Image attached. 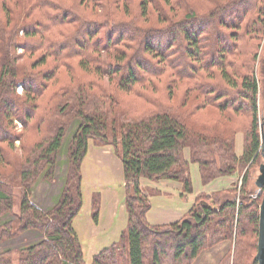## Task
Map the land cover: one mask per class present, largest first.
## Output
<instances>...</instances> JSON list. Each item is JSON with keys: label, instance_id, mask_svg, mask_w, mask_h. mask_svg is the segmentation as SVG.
I'll return each mask as SVG.
<instances>
[{"label": "trees", "instance_id": "obj_1", "mask_svg": "<svg viewBox=\"0 0 264 264\" xmlns=\"http://www.w3.org/2000/svg\"><path fill=\"white\" fill-rule=\"evenodd\" d=\"M153 1H140L143 17L148 15ZM210 1H214L215 7L208 14L189 12L177 26L170 25L167 30H151L128 22L112 27H116V34L124 31L125 39L141 40V48L133 51L135 53L122 54L116 58L115 65L109 63L103 71L102 65L95 70L111 79L114 76L118 89L132 95L121 96L126 107L119 113L112 109L113 118L105 107L101 84L97 83L94 91L96 81H91L88 89H81L80 94L65 83L71 80L70 66L76 52L86 49L80 41H84L85 36L92 41L94 33L97 36L94 21L87 23L85 18L82 21L83 13L64 7L60 2L34 1L41 12L24 25V48L35 51L41 47L43 52L30 64L33 71H27L18 79L15 66L17 36L11 29L10 38L6 39L10 20L6 14L4 24L0 17V166L12 165L11 160L16 158L15 143L20 140V157L23 159L20 161L24 164L21 175L25 181L20 229L33 228L44 235L39 241L23 247L19 264H86L74 220L83 206L81 164L90 139H95L98 144H111L119 152L128 211V224L119 240L95 253L91 264H120V256L124 260V255L119 254L124 252L128 254L130 264H184L194 260L209 243L221 238L235 240V249L233 257L225 255L218 264H250L244 235L247 230L256 232L258 249L260 203L257 200L245 194L241 202L237 198H228L219 207L202 200L182 220L152 225L146 217L150 201L143 193L140 181L143 177L176 179L191 192L190 161L184 157L185 148L190 149L191 161L200 164L204 183L230 173L238 161L233 151V137H226L224 130L209 132L220 124L228 127L230 111L237 113L244 109L251 113L249 142L241 162L247 163L257 154L260 143L257 134L258 80L253 71L240 75L233 69V59L235 62L241 53L238 42L240 19L257 0H232L226 5L218 0ZM52 9L57 12L52 13ZM80 19L78 28L70 31L69 22ZM231 19H234L233 23ZM263 23L264 17H260L250 25L258 28ZM94 43L89 42V45ZM145 54H151V58ZM91 57L87 53L78 63L88 69ZM50 63L49 67L39 69ZM19 82L23 85L20 99L16 96ZM139 83H147L143 89L150 88L151 93L136 90ZM161 87L170 95L167 100L153 93ZM180 87L184 88L180 98H173L174 90ZM193 91L201 98L200 102H192L193 109H182L184 100ZM67 95L72 97L67 103L72 99L75 101L69 107L70 114L80 115L81 121L67 146L69 167L65 184L54 205L45 210L30 201V180L37 174L47 179L53 176L68 126L67 122L60 123V114L57 117L54 114L69 109L61 107L60 103L53 105V102ZM241 99L245 101L239 104ZM207 106L216 108L218 113L202 114L204 119L197 118V126L189 125L188 115L194 113L195 116ZM15 120L22 123V131L15 130ZM42 128L46 129L45 135L36 141ZM28 129H35V139L32 138L35 134ZM215 155L222 159L220 166ZM10 178L11 173H0V215L13 207ZM92 207L96 218L100 209L99 195H94ZM11 230L7 224H0V243L12 236ZM169 251H172V259L167 261ZM10 252L11 249H0V264H13L8 255ZM253 263L259 264L256 256Z\"/></svg>", "mask_w": 264, "mask_h": 264}, {"label": "rangeland", "instance_id": "obj_2", "mask_svg": "<svg viewBox=\"0 0 264 264\" xmlns=\"http://www.w3.org/2000/svg\"><path fill=\"white\" fill-rule=\"evenodd\" d=\"M34 1L36 0H0V17H2L4 24H6V14L8 15V18L10 20L7 28V32L9 33L6 36V39L8 40L10 38L11 29L13 31L15 30L14 32L17 36V57L15 66L18 79L23 78V75L27 71L32 70L30 68V64L35 61L36 57L39 56L40 53L43 52L41 47H37L35 51H25L24 48V25L28 23V21L34 19L35 15L41 12V9L37 7ZM54 1L60 2L64 7L73 8L74 10L78 9L79 13H83L82 21L86 19L87 23H89L90 20L94 21V23L97 24V36H95L94 33V38H92V41L87 39L86 36L82 39L84 41H80V44L86 45V49L82 52H76L73 64L70 66L71 80L69 79L65 83L69 86V88H72L73 90H79L80 94H82L83 92L81 91V89H88V86L91 85V81H96L95 85H93L94 91H96V84H101L104 88L103 101L111 118H113L112 109L113 112L117 113L121 108L126 107V104H122L123 100L121 99V96L127 95V97H132V95L131 93L126 94L118 89L117 82L114 76L111 79L107 74L105 75L104 73H96L95 70L99 69V67L102 65L103 71V68L109 65V63L115 65V63L118 61L116 58H118L120 55H130L135 53L133 51H136V49L141 48V40L137 38L133 41L125 39L126 36L124 37V31L116 34V27H112H114L118 23L128 22L136 23L151 30H167L168 28H170V25H173L174 27L177 26L178 22L184 19L185 15L189 12L208 14L215 7L213 3L214 1L212 2L210 0H154L149 5L148 15H146V17H143L141 14L140 6L141 0H97L94 3H90V0ZM218 1L226 5L232 0ZM218 1L217 3H219ZM255 4V6L247 11V14L244 16V18L242 17L240 19V41L238 42L241 53L237 56V60L235 62L233 59V69L240 75L253 71L255 77L258 80L259 88L257 96V134L259 136L260 143L257 154L247 163L241 162L240 158H242V156L244 155L247 144L249 142L251 113L244 109L238 111L237 113L230 111L229 121L227 122L228 127H223L220 124L219 126H217L218 128H215L213 130L211 129L209 130V132H222V130H224L226 137L232 136L233 151L237 156L239 162L236 161L233 168L230 170V173H224L221 176H218L217 178L211 180L210 182L204 183L201 176L200 164L198 162L191 161L190 149L185 148L183 152L184 157L190 161V177L193 187V190L191 192L185 189L184 183L180 180L171 178H163L159 180H153L145 177L141 178L140 181L142 191L144 194H147L151 205L146 214V217L152 225H160L182 220L189 214L191 209L194 208V206L198 205L202 200H206L209 203L214 204L216 207H219L220 204L228 198H237L238 202H241L243 199L242 197L247 194L252 200H257L260 204L262 202L264 190L257 185L256 180L260 174V165L264 163V155L262 153V133L264 131V23L261 24V27L258 28L253 27L250 24L253 23L256 19L264 17V0H257ZM27 11H30V13ZM51 12L55 13L57 12V10L52 9ZM259 12L261 13L259 14ZM82 21L81 19L77 22L71 20L68 25L69 30H76ZM233 21L234 19H231L230 22L233 23ZM11 26L14 27L11 28ZM93 41H95V43L89 45V42L93 43ZM142 47H144V45H142ZM87 53L94 58L91 57V59L89 60L88 69H85L78 62L82 57H85ZM145 55L148 57L151 56V54ZM95 57H97V59H95ZM51 64L52 63L47 64L46 66H41L39 69L42 70L45 67H49ZM98 86L100 87V85ZM145 86H148V84L139 83L135 86V89L141 90ZM162 88L163 87L159 88L158 90H156V92L153 93L156 95H160L163 100H167L170 95H168L167 91ZM143 90H148V93H151L150 88H146ZM183 90V87H180L177 91L174 90L172 97L176 99L180 98V91L183 92ZM22 94L23 85L21 82H19L16 95L17 97L19 96L18 99L22 98ZM172 97L170 99H172ZM71 98V95H67L64 98L53 102V105L60 103L61 107L63 105V107L66 106L67 108H69L75 103L73 99L69 101V103H67L68 99L70 100ZM57 99L58 98H56L55 100ZM196 100L199 103L201 98H199L196 92H190V96L188 95L184 100L183 105H181L182 109L186 110L188 107H191L193 109V107L195 106L193 103L196 104ZM244 101L245 100L241 99L239 104L243 103ZM44 103L46 104V101ZM47 104H49V102ZM132 107L133 105L131 106V108ZM214 113L217 114L218 110L214 107L207 106L205 107V109L197 112L195 116L194 113L193 115H188L186 121L189 123V125L193 124L197 126V118L201 120L204 119L202 117V114L205 115ZM58 114H60L61 117L60 123L67 122L68 126L66 128L62 147L58 153V162L55 166L53 176L51 179H47L42 177L41 174H37L36 178L34 177V179L30 180V184L32 186L30 201L45 210L47 207L49 208L54 205L56 197L60 194L61 189L65 184V177L69 167V154L67 152V146L72 141V134L78 126V121H81L80 115L77 114L76 116H72V114H70V108L63 113L56 112V114L54 115L57 117ZM15 127V130L17 132L22 131L23 129V125L19 120H15ZM28 130L30 131V133L35 134L34 136H32V138L35 139V129ZM45 132L46 129L42 128L40 130V133H37L36 141L42 140ZM15 145L16 148L14 151L16 152V158H13L11 160L13 161L12 165L7 167H4L3 165L0 166V173H11L9 187L13 196V207L11 211L5 212L4 214L0 215V224H7V228L12 229V236L7 237L0 243V249H11V252L8 255H11L13 264H19V260L22 257L23 247L27 244L39 241L44 237V235L37 229H20L22 221L19 214L21 211L22 192L25 187V181H23L21 170L24 164L20 161L23 160L20 157V140H17ZM91 145L108 147L109 151L112 152V154L116 156V158L120 156L119 152L116 151L113 145L98 144L95 139L89 140L88 152L81 164V173L83 177V206L74 220V227L76 228V231L79 229L81 232V238L80 235H78L82 243L83 255L86 264H91L93 256L95 255V251L94 249H92V245L89 244V225L92 221L94 223H97L100 219L102 210L101 208L104 201L103 193L101 192L102 189H104L108 184H112V186H115L117 190L115 195H113L111 199H114L115 204L117 202L119 207L123 204H125L126 206V181L122 169V164L121 168H119L117 162L112 161L111 166L103 165L105 173L100 175H98L96 171L94 173L93 170H96L94 168L95 161H91L93 163L89 161V150L91 149ZM93 154L96 153L94 152ZM212 156H210L209 158H212ZM215 157L216 162L220 166V164H222V159L219 158V155H215ZM104 160H107V158H104L102 162ZM94 178H96L97 185L95 186L92 183H90L89 185V180H91L92 182ZM162 180H166L167 184H165V182H162ZM156 181H158V183H154ZM178 186L180 187V189ZM94 195H99L100 197V209L96 218L94 217L92 207ZM107 199L110 201V196L107 197ZM108 205L107 203H105V209L102 218V222L105 224L108 223L110 216L109 209L111 206ZM162 216H167L165 219L168 218L172 220L169 222H160ZM120 236L115 241L119 240ZM244 240H246L248 243L247 253L249 255V263L254 264L253 260L255 259V256L257 254V248L255 246L256 232H254L253 230H247L246 234L244 235ZM111 244L108 243L106 244V246L104 245L101 248L103 249L104 247L110 246ZM101 248L99 249V251L101 250ZM163 248L166 251V248ZM234 249L235 240L221 238L215 243H209L201 250V252L194 260H191V262L185 261L184 264H218L225 255H232L233 257ZM119 255H124V260H122L123 256H120V264H130L128 254L126 252ZM167 255V261L171 260L172 251H169Z\"/></svg>", "mask_w": 264, "mask_h": 264}, {"label": "crops", "instance_id": "obj_3", "mask_svg": "<svg viewBox=\"0 0 264 264\" xmlns=\"http://www.w3.org/2000/svg\"><path fill=\"white\" fill-rule=\"evenodd\" d=\"M96 154H93V153ZM104 158H107V160H104L102 162V160ZM89 161H95L94 162V168L96 170H93V172L98 173V175L105 173V169L103 168V165H108L111 166L112 161H116L117 164L119 165L118 167L121 168V164H122V169H123V162L121 157L119 156L118 158H116V156H114L112 154V152L109 151L108 147H99L96 145H91V149L89 150ZM93 163V162H91ZM84 167V165H83ZM124 173V171H123ZM162 182H165V184H167L166 180H162ZM90 183L94 184L95 186L96 184V178H94L91 182V180H89V185ZM154 183H158V181L154 182ZM160 184V183H159ZM179 187V186H178ZM97 188V187H96ZM180 189V187H179ZM117 188L115 186H112V184H108L107 186H105L104 189H102V193H103V197H104V201L102 204V210H101V216L100 219L98 220L97 223H94L93 221L90 223L89 225V244L92 245V249H94L95 253L99 252V249L101 247H103L104 245L106 246V244L108 243H112L113 241H115L116 239H118V237L121 235L122 231L125 229L126 225H127V221H128V211L126 209L125 204H123L122 206H118L117 202L115 204V200L111 199V197L113 195H115ZM110 196V201L107 199V197ZM105 203H109L108 206H111L109 209V220L108 223L110 224H105L102 222V218H103V212L105 209ZM122 207V209H121ZM151 212V211H150ZM149 212V215H150ZM120 214V215H119ZM127 214V215H126ZM168 216V215H167ZM167 216H162L160 222H169L172 219H165ZM157 222V223H160ZM79 230V229H78ZM77 230V232H78ZM78 234L80 235L81 238V232L79 230ZM102 249V248H101Z\"/></svg>", "mask_w": 264, "mask_h": 264}, {"label": "water", "instance_id": "obj_4", "mask_svg": "<svg viewBox=\"0 0 264 264\" xmlns=\"http://www.w3.org/2000/svg\"><path fill=\"white\" fill-rule=\"evenodd\" d=\"M262 153L264 155V131L262 133ZM256 183L264 190V163L260 165V174ZM256 259L259 264H264V195L260 204L259 238Z\"/></svg>", "mask_w": 264, "mask_h": 264}]
</instances>
